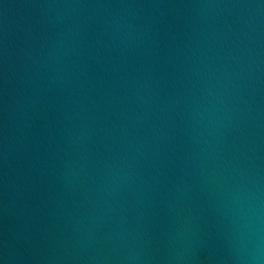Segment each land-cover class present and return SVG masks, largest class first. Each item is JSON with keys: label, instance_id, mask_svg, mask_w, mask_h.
Instances as JSON below:
<instances>
[{"label": "water", "instance_id": "water-1", "mask_svg": "<svg viewBox=\"0 0 264 264\" xmlns=\"http://www.w3.org/2000/svg\"><path fill=\"white\" fill-rule=\"evenodd\" d=\"M241 195L264 0H0V264H238Z\"/></svg>", "mask_w": 264, "mask_h": 264}, {"label": "clouds", "instance_id": "clouds-1", "mask_svg": "<svg viewBox=\"0 0 264 264\" xmlns=\"http://www.w3.org/2000/svg\"><path fill=\"white\" fill-rule=\"evenodd\" d=\"M234 229L235 258L238 264H264V212L252 197H237ZM173 258L183 259L179 252Z\"/></svg>", "mask_w": 264, "mask_h": 264}]
</instances>
